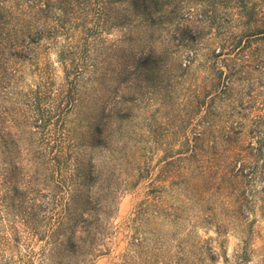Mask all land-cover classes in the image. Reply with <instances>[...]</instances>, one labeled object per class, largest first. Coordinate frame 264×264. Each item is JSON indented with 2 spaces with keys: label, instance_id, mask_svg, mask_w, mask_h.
<instances>
[{
  "label": "rangeland",
  "instance_id": "rangeland-1",
  "mask_svg": "<svg viewBox=\"0 0 264 264\" xmlns=\"http://www.w3.org/2000/svg\"><path fill=\"white\" fill-rule=\"evenodd\" d=\"M248 1L250 20L237 0H159L157 31L170 54L146 70L131 72V63L122 84L126 118L110 146L125 187L108 250L90 264L122 262L133 236L141 244L123 264H264V35H248L264 27V0ZM75 7L69 24L34 52L56 82L64 71L79 72L77 102L66 118L76 140V133L88 137L105 102L95 76L113 69L126 33L136 47L148 35L145 11L127 4ZM71 51L76 68L68 65ZM58 55L67 56L63 63ZM18 71L24 82L36 78L28 63ZM244 154L250 162L258 156L252 174L231 177L238 164L229 162ZM135 211L140 219L132 221Z\"/></svg>",
  "mask_w": 264,
  "mask_h": 264
},
{
  "label": "trees",
  "instance_id": "trees-1",
  "mask_svg": "<svg viewBox=\"0 0 264 264\" xmlns=\"http://www.w3.org/2000/svg\"><path fill=\"white\" fill-rule=\"evenodd\" d=\"M115 1L145 11L140 19L148 38L136 47L128 32L115 47L113 69L95 76L105 102L88 137L76 133L75 140L66 118L77 102L79 72L64 71L56 82L52 67L34 51L42 38L52 39L69 24L76 4L111 7L112 0H0V264H90L108 250L116 198L125 187L110 146L126 118L122 84L131 63V72L146 70L151 60L157 65L170 54L157 31L163 2ZM234 5L242 13L249 8L248 20L253 17L250 1ZM248 35H264V27ZM70 55L68 65L76 68L75 51ZM65 57L58 55V61ZM22 62L33 68L35 80H20ZM116 141L123 150V140ZM245 156L229 162L238 164L231 177L252 174L258 156L251 162ZM133 237L118 264L139 248L141 239Z\"/></svg>",
  "mask_w": 264,
  "mask_h": 264
}]
</instances>
